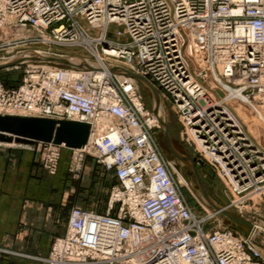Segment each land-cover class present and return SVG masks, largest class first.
Here are the masks:
<instances>
[{
	"label": "built area",
	"instance_id": "obj_1",
	"mask_svg": "<svg viewBox=\"0 0 264 264\" xmlns=\"http://www.w3.org/2000/svg\"><path fill=\"white\" fill-rule=\"evenodd\" d=\"M112 25L126 43L108 40ZM6 48L23 59L26 77L12 90L0 85V107L88 124L86 145L72 149L71 172L95 154L116 177L107 212L75 208L44 264L264 263L251 238L205 229L213 214L198 218L188 206L153 138L157 117L131 78L109 71L118 59L136 64L172 97L183 136L215 164L238 197L230 206L242 212L245 200H264V147L230 101L264 93V0H0V52ZM76 52L68 67L33 62ZM23 147L54 175L65 145Z\"/></svg>",
	"mask_w": 264,
	"mask_h": 264
},
{
	"label": "rangeland",
	"instance_id": "obj_2",
	"mask_svg": "<svg viewBox=\"0 0 264 264\" xmlns=\"http://www.w3.org/2000/svg\"><path fill=\"white\" fill-rule=\"evenodd\" d=\"M122 30L123 29L121 27H118L116 25L110 26L109 33H108V37H109L108 40L112 42H117V43H120V42H123V44L126 43L127 40L125 39L120 40L119 37L116 35L117 32H120ZM92 34L96 36L99 35V33H92ZM13 50L14 49L6 48L5 50L0 52V65H4L6 63H9L13 59H16L15 58L16 54L13 55V53H10V51L12 52ZM78 53L79 52L72 53V56L71 55L65 56L66 58H62V59L75 60L78 57H73V56H79ZM34 57L36 59L40 58L37 56H34ZM33 62H35L36 65H39L41 63H46L45 61H38V60H33ZM50 64H53L56 66L58 65L60 67L69 66V65H59L55 63H50ZM133 65L136 68V64H133ZM112 67L121 68L125 71L131 72L141 78L146 79L153 86V88L157 91L159 95L160 109L158 106L159 111H157L158 113L157 115H155L153 109L155 108L156 103H155V100L150 90L147 87H145L142 83H140L138 80L134 79L133 77H130L124 72L118 71L117 73H114L115 75H119V76L122 75L128 78H131L134 81V83L136 84L140 92V96L142 98V103L145 107V110L148 111L149 113L154 114L157 117L158 122H159L158 123L159 127L152 130L153 138L156 142V145L162 157L166 161L172 163L173 165L172 171H173V176L175 178V181L176 182L179 181L178 185L181 188L182 194L188 206L192 210V212L198 218H207L209 217L211 212L214 211L211 204L208 201H206V198L203 195V192L200 188L197 178L193 172L191 164L194 163L195 168L199 174V179H200V183L202 185L203 191L205 192L207 197L210 199V201L221 208H226L235 214H239L243 220H245L251 225V227L253 228L256 226L259 227L260 228L259 231L261 232V234H257L255 236L254 235L245 236L244 232L239 227H237L232 221H230L223 214L219 212H215V211H214L215 213H213V216L210 217V219L208 218L209 220L205 224V229L207 231H213L217 229L227 228V229L232 230L234 233H236L239 236H242L244 238L249 237L251 238L252 241L256 243L255 245L258 251L264 258V200H262L261 198H257L255 200H248V201L245 200L243 203H241V205L239 204V206L248 207L246 210L243 209L242 212H240L238 207L230 206V204L238 197L230 193V189H229L230 187L228 185V182L218 172V169L215 166V164L211 163L207 158H204L202 155H200L199 152L196 150L195 146L189 141H187L185 137L183 136L185 133V127L180 120L179 113L176 111L174 107V101L172 97L166 91H164L156 82H154L151 77L140 76V74H138L136 71L137 68L132 69L126 66L124 64L123 59L116 60V63ZM15 68H18V69H15ZM25 70H26V65L21 64V63L13 67L0 70L1 87L4 90L8 91V90H12V89H15L21 86L24 78L26 77ZM218 94L222 96L223 92L219 91ZM233 101L234 100L230 101L231 106H232ZM240 106L241 108L238 114L236 113V111L235 113L239 121L244 125L245 129L248 131V133H249V130H248V126L246 122H248V120L253 117L260 131L264 135V124L260 120V116L257 115L261 110L260 107H258L253 102L240 104ZM253 107H255L258 113L253 110ZM0 109L2 110L0 111V115H14V116H22V117L24 116L22 113L15 114L14 112L12 113L11 111H7V110L4 112V110L1 107ZM24 117H29V116H24ZM160 120L164 121L167 124L169 136H170L171 142L173 146L175 147V149L179 152V154H181L185 158L191 159L192 162L191 161H187V162L179 161L171 153L164 139L163 126L161 125ZM251 133H254L253 129H251ZM255 141L258 144H260L257 140ZM25 144L26 143H21V144L9 143V144H0V145L16 146V147L24 148L23 145ZM261 146L264 147V145H261ZM24 149H28V148H24ZM30 151H33L37 155V161L39 165L49 176H55L58 173L60 162L62 160V157L66 153L68 177L70 181L72 182L80 181L81 183V197L79 198L80 201L79 202L76 201L71 205L70 212L68 215V220H69L71 212L75 208H80L84 211L94 212L97 214H105L107 212L108 203L110 199V191L112 187L116 186L117 184L116 177L114 175V171L108 170L103 164L98 162V158L97 156H95V154H92V155L87 154L86 156H84V160L82 161V164L81 162L79 164L80 172L78 175L75 176V174L71 172L73 152L71 148H67L65 146V148H63L60 154L56 173L54 175H50L43 168V165L41 163L40 154L35 150H30ZM181 178L183 179L182 181L180 180ZM118 207L119 206L116 205L113 211L111 212V214L116 215L118 213ZM67 226H68V222H67ZM66 231H67V227H66L65 233ZM65 233L53 240L50 250L47 253V255H45L44 257H34V258L40 261L42 264H44V262H42L40 259H43L49 256L56 240L64 236Z\"/></svg>",
	"mask_w": 264,
	"mask_h": 264
},
{
	"label": "crops",
	"instance_id": "obj_3",
	"mask_svg": "<svg viewBox=\"0 0 264 264\" xmlns=\"http://www.w3.org/2000/svg\"><path fill=\"white\" fill-rule=\"evenodd\" d=\"M66 153L49 176L28 149L0 145V264H42L53 240L65 233L81 183L70 181Z\"/></svg>",
	"mask_w": 264,
	"mask_h": 264
},
{
	"label": "water",
	"instance_id": "obj_4",
	"mask_svg": "<svg viewBox=\"0 0 264 264\" xmlns=\"http://www.w3.org/2000/svg\"><path fill=\"white\" fill-rule=\"evenodd\" d=\"M38 61H45L49 63H55L59 65H71L66 59L55 58V57H40L34 59ZM23 59L16 58L6 63L0 65V70L13 67L22 63ZM120 72L133 77L147 87L153 95L155 100V108L153 109L155 115H157L159 95L153 86L144 78H141L131 72L125 71L121 68H116ZM117 71V72H118ZM163 126L164 139L171 151V153L176 157L177 160L187 162L191 159H187L175 149L173 146L167 124L160 120ZM89 125L77 121L68 120H55L49 118H36V117H22L14 115H0V144H21V143H31L37 142H53L55 144H64L67 148L77 149L83 147L88 139ZM192 162V161H191ZM193 172L197 178L200 188L205 196L209 199L205 192L203 191L202 185L200 183L199 174L195 168L194 163L191 164ZM211 202V201H210ZM215 212H219L232 221L237 227H239L245 236L250 235L252 229L251 225L243 220L239 214H235L226 208H221L214 203H210Z\"/></svg>",
	"mask_w": 264,
	"mask_h": 264
},
{
	"label": "bare ground",
	"instance_id": "obj_5",
	"mask_svg": "<svg viewBox=\"0 0 264 264\" xmlns=\"http://www.w3.org/2000/svg\"><path fill=\"white\" fill-rule=\"evenodd\" d=\"M200 52V49H199V47L197 48L195 45L191 48V53L192 54H194V55H197L198 53ZM44 57H47V56H44ZM70 64H73L72 62H70ZM70 66V65H69ZM115 68V67H114ZM114 68H110V72L111 73H117V71L118 70H115ZM234 94V93H233ZM204 96H207V94H205ZM235 96H237V95H235ZM251 101L253 102V103H255L258 107H260V109L262 110V112H261V110H260V112L257 114L258 116H260V120L263 122V124H264V93H262V94H260V95H258V96H256V97H254V98H251ZM252 102H250V103H252ZM244 103H248L246 100H244L243 98H239V99H236V100H234L233 101V103H232V107L235 109V111H236V113L238 114V112H239V110H240V108H241V106H240V104H244ZM158 106H159V109H160V105L158 104ZM0 111H2L1 109H0ZM6 111V110H5ZM4 111V112H5ZM159 111V110H158ZM239 116V115H238ZM24 117V116H23ZM78 122V121H77ZM101 122H105V121H103V120H101ZM260 122V121H259ZM247 123V126H248V130H249V133H250V135H251V137H253L255 140H257L261 145H264V135H263V133L260 131V129H259V127H258V125H257V123H256V121L254 120V118L252 117V118H250L249 120H248V122H246ZM251 129H253L254 130V133H251ZM89 135V134H88ZM89 137V136H88ZM118 140V134H116V133H114V134H112L111 136H110V141H112V142H116ZM13 144V143H12ZM182 176V175H181ZM199 186V185H198ZM200 189V188H199ZM204 195V194H203ZM206 201H208L209 203H211L210 202V199H207L206 198ZM206 210H208V209H206ZM213 213H215L214 211L213 212H211V214H213ZM259 227H252V229H251V231H250V235H257V234H261V232L259 231ZM249 235V236H250Z\"/></svg>",
	"mask_w": 264,
	"mask_h": 264
}]
</instances>
